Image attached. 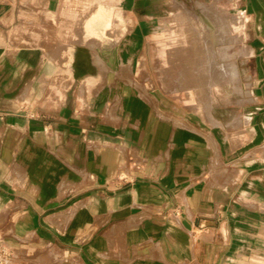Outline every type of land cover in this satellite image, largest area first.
Returning a JSON list of instances; mask_svg holds the SVG:
<instances>
[{"label":"crops","instance_id":"0c3cea01","mask_svg":"<svg viewBox=\"0 0 264 264\" xmlns=\"http://www.w3.org/2000/svg\"><path fill=\"white\" fill-rule=\"evenodd\" d=\"M49 1L0 0V211H9L15 239L8 263L230 264L247 205L264 202V0H232L254 36L243 56L252 106L211 110L208 122L194 110H163L149 91L92 106L113 83L101 71L113 53L130 50L133 60L145 50L146 0H121V45L91 54L71 43L66 69L40 75L33 55L23 58L22 24L28 3L35 19ZM26 29L32 50L39 28ZM234 125L236 136L225 133Z\"/></svg>","mask_w":264,"mask_h":264},{"label":"rangeland","instance_id":"374dc122","mask_svg":"<svg viewBox=\"0 0 264 264\" xmlns=\"http://www.w3.org/2000/svg\"><path fill=\"white\" fill-rule=\"evenodd\" d=\"M98 3L102 4L104 8L118 11V13L123 7L121 0L120 2L50 0L49 3L39 2L37 4L38 18L30 19L31 4L28 3L26 18L22 24L24 27L23 58L26 59L32 54L38 63L39 74L45 75L53 65L56 68L66 69L71 59L70 51L75 43L80 44L82 49L91 54H94L96 48L117 43L121 45L126 38V35H123L126 30V20L121 18L120 13L119 18L111 19L112 30H106L107 32L105 31L103 36L87 33L85 24L89 18L86 16L95 11ZM143 6L146 16H149L143 21L149 26L151 32L146 36L145 50L142 51L141 48L139 52H135L137 57L133 60L129 58L131 57L130 50L126 52L120 47L117 53H113L115 60H113L112 66H104L101 69L103 73L108 74V79L113 73V83L109 81L105 84L107 88L104 93L102 91L95 92L94 97L98 100H94L92 106L100 107L104 104L102 98L107 95L109 97L111 94L115 97L117 94L120 96L121 106L130 96H139L143 94V91H149L152 103L156 98L160 101L159 106L163 110H194L206 122H208L206 118L211 110L236 111L252 106L253 100L249 96L253 85L244 79V70L247 67L244 65L243 56L249 54L248 51H245V41L249 42L254 36L244 34L243 15L232 0L230 2L212 0L203 3L180 0H146ZM218 21L224 23V26L226 25V31L218 38L217 53L230 55L228 60L231 59L230 61L234 62L237 68L238 84L244 88V90L242 89L244 93L235 92L233 84L228 82L211 84V87L205 84L207 76L204 71L206 69L204 48L208 43L209 34L217 30ZM208 23L212 25V29L208 28ZM31 26L39 28V34L32 37L34 39L32 50L31 43L28 41L31 38L30 31L26 29ZM194 26L196 28L198 26V28L196 29ZM203 27L205 30L208 28L209 31H205ZM214 27L216 28L214 29ZM51 28L55 29L54 34L47 33V30L52 31ZM68 29L71 31L74 29L75 33H68L70 32L67 31ZM114 30L116 31L114 32ZM129 40L131 43L135 41L132 36H129ZM167 40H171V42H166ZM174 40L175 45H172ZM176 52L177 54H175ZM238 52L240 54L235 55ZM202 64L203 66H201ZM200 72L204 73L203 76ZM207 86H209L208 89ZM106 102L108 104L105 106L110 107L111 100ZM214 116L221 117L220 114H214ZM234 127L235 125L225 129V133L236 136L233 135ZM247 207L248 218L243 229L245 233L241 235L242 241L230 257V264H264V202L257 209L250 204ZM251 214H254V219L250 218ZM14 240V234L9 228V211H0V249L7 253L10 252V246L15 245Z\"/></svg>","mask_w":264,"mask_h":264},{"label":"bare ground","instance_id":"6f19581e","mask_svg":"<svg viewBox=\"0 0 264 264\" xmlns=\"http://www.w3.org/2000/svg\"><path fill=\"white\" fill-rule=\"evenodd\" d=\"M110 11H112V9H106L103 6H100L99 4H97L95 11L89 15V19L86 21L85 27L87 32H89L91 35H95V36H103V34L105 33L106 30L111 29L112 30V24H111V13ZM119 14H114V16H118ZM182 15V14H181ZM204 15V14H203ZM206 17V16H205ZM199 18V17H198ZM208 18V17H207ZM198 20V19H197ZM211 21V19H210ZM221 21V20H220ZM188 22V21H186ZM200 22V21H199ZM198 22V23H199ZM223 22V21H222ZM213 23V22H212ZM219 23V21H218ZM189 24V23H188ZM197 24V23H196ZM195 24V25H196ZM202 24V23H201ZM214 24V23H213ZM192 25H194L192 23ZM191 25V26H192ZM200 25V24H199ZM208 28L212 29V25H210L209 23L207 24ZM226 26V25H225ZM224 26V23H219L218 28L214 27V29L216 28L217 30L214 33L209 34V39H207L208 43H206V47L205 49V53H206V61L203 63L206 66V69L204 70L206 72V82L205 84L207 85H211V84H216V83H222V82H228L230 84H233V88L234 90H236L235 92L237 93H244L243 90L244 88L241 86H239L238 84V73H237V68L234 64V62L228 60V58L230 57V55L228 53H224V54H218L217 53V47H218V38L221 37V35L225 34L226 31V27ZM195 27V26H194ZM185 28V27H184ZM196 28V27H195ZM198 28V26H197ZM196 28V29H197ZM204 28V27H203ZM206 28V30L208 29ZM187 29V28H186ZM192 29V28H191ZM195 29V31H196ZM200 30V28H199ZM197 30V31H199ZM205 30V28H204ZM205 30V31H206ZM110 31V30H109ZM116 30H114L115 32ZM194 31V32H195ZM209 31V30H207ZM107 32V31H106ZM175 32V31H174ZM177 32V31H176ZM197 33V32H196ZM206 33V32H205ZM175 36V35H174ZM199 36V35H198ZM175 38V37H174ZM194 39V38H193ZM192 39V40H193ZM201 39V38H200ZM202 40V39H201ZM206 40V39H205ZM171 42V40H167L166 42ZM173 41V40H172ZM177 41V39H176ZM200 41V40H199ZM205 41V42H207ZM165 42V44H166ZM204 43V42H203ZM202 43V44H203ZM171 44V43H170ZM172 45H175V40H174V44L172 43ZM171 45V46H172ZM182 45V44H181ZM167 46V45H166ZM179 46V45H177ZM170 47V46H169ZM174 47V46H173ZM177 48V47H176ZM180 48V47H179ZM182 48V47H181ZM172 49V48H171ZM170 50V48H169ZM178 50V49H177ZM171 53V52H170ZM169 53V54H170ZM173 53V52H172ZM241 53V51H240ZM239 52L236 53L235 55L240 54ZM177 54V52L175 53ZM232 55V54H231ZM179 56V55H178ZM177 56V57H178ZM202 56V55H201ZM200 56V57H201ZM176 57V58H177ZM178 59V58H177ZM176 59V61H177ZM204 59V60H205ZM71 60V59H70ZM202 61V59H200ZM180 61V60H179ZM181 62V61H180ZM200 63V62H199ZM203 64L201 66H203ZM171 66V65H170ZM204 66V67H205ZM203 71V72H204ZM201 74V72H200ZM204 73H202L201 75L203 76ZM180 75V74H179ZM214 81H211L213 80ZM213 82V83H212ZM204 84V83H203ZM207 86V89L208 87ZM211 87V86H210ZM202 88V87H201ZM243 89V90H242ZM209 91V90H208ZM212 102V101H211ZM210 107V104H209Z\"/></svg>","mask_w":264,"mask_h":264},{"label":"built area","instance_id":"2783aa9c","mask_svg":"<svg viewBox=\"0 0 264 264\" xmlns=\"http://www.w3.org/2000/svg\"><path fill=\"white\" fill-rule=\"evenodd\" d=\"M7 258L8 253L5 250L0 249V264H9Z\"/></svg>","mask_w":264,"mask_h":264}]
</instances>
